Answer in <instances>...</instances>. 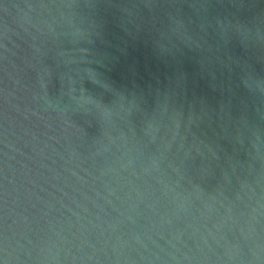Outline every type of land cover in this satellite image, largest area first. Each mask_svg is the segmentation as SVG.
Instances as JSON below:
<instances>
[{
  "label": "water",
  "instance_id": "1",
  "mask_svg": "<svg viewBox=\"0 0 264 264\" xmlns=\"http://www.w3.org/2000/svg\"><path fill=\"white\" fill-rule=\"evenodd\" d=\"M0 264H264V0H0Z\"/></svg>",
  "mask_w": 264,
  "mask_h": 264
}]
</instances>
